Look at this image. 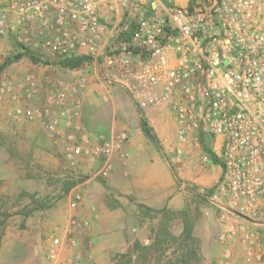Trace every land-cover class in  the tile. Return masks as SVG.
Wrapping results in <instances>:
<instances>
[{
    "label": "built area",
    "instance_id": "1",
    "mask_svg": "<svg viewBox=\"0 0 264 264\" xmlns=\"http://www.w3.org/2000/svg\"><path fill=\"white\" fill-rule=\"evenodd\" d=\"M104 8L116 20L106 38ZM0 37L21 53L44 54L59 66L90 60L139 112L169 106L179 144L188 137L219 138L222 172L215 191L194 193L226 211L232 222L218 238L226 245L220 264H264V238L256 229L264 228V0H191L186 6L178 0H0ZM40 67L49 71L51 61ZM0 77V101L5 95L41 101L36 110L15 107L10 115L37 118L51 141L63 144L68 166L82 156L102 157L95 177L106 179L112 155L126 158L124 132L99 136L93 146L72 135L80 130L86 75L69 83L45 76L42 100L31 75L19 82ZM79 200L72 190L68 208L74 210ZM70 226L87 228L89 222L73 220ZM65 240L76 246L70 233ZM49 241L46 259L57 262L63 244Z\"/></svg>",
    "mask_w": 264,
    "mask_h": 264
},
{
    "label": "rangeland",
    "instance_id": "2",
    "mask_svg": "<svg viewBox=\"0 0 264 264\" xmlns=\"http://www.w3.org/2000/svg\"><path fill=\"white\" fill-rule=\"evenodd\" d=\"M47 60L52 65L49 71L40 67ZM77 74L86 75L87 85L95 75L92 95L99 116L95 119L98 124L89 128L82 111L86 86L80 130H72L75 140L79 143L86 137L93 146L99 143V136L110 138L124 132L127 156L112 155L113 170L106 179L95 177L102 157L82 156L76 165L68 166L63 144L51 141L37 118L25 121L10 115L15 107L36 110L41 101L5 95L0 101V240L6 244L0 264H220L226 245L218 238L232 222L226 211L194 193L202 190L211 196L218 183L217 163L209 152L216 158L219 149L209 142L211 138L200 137L195 142L188 137L179 144L176 123L171 125L175 114L169 106L139 112L127 92L105 80L90 60L72 69L59 66L44 54L21 53L11 39L0 37V76L19 82L31 75L39 84L37 97L41 100L44 90L40 82L45 76L55 75L56 80L69 83ZM161 114L164 119L158 118ZM142 123L149 133L143 131ZM204 156L209 159L206 163ZM157 161L166 170V177L159 174L157 183L172 186L173 193L162 209L152 210L148 217L138 191L146 167L154 169ZM72 190L80 195L74 210L68 208ZM176 195L173 203L179 209H167L166 204ZM73 220H87L89 226L71 227ZM256 229L264 238V228ZM67 233L75 239V247L66 245ZM51 238H59L63 244L57 262L45 256ZM139 238L146 242L140 250ZM157 239L159 245L152 246ZM18 241L29 245L32 255H26Z\"/></svg>",
    "mask_w": 264,
    "mask_h": 264
},
{
    "label": "crops",
    "instance_id": "3",
    "mask_svg": "<svg viewBox=\"0 0 264 264\" xmlns=\"http://www.w3.org/2000/svg\"><path fill=\"white\" fill-rule=\"evenodd\" d=\"M191 0H178V4L180 6H186ZM101 13V23L105 26L106 32H105V38L110 36V32H111V28L112 25L116 22V20L113 17L109 16V13L107 11V9H101L100 11ZM114 19V20H113ZM57 74V72L55 73ZM41 77H43V75H40ZM55 75L49 76L50 79L52 81H55L57 78L54 77ZM95 75L93 77H91L89 79L88 85H87V89L85 91V95H84V102H83V113H84V119H86V121H88L87 126L89 128L94 127L95 123L98 124V122H96V116H99V112H98V107L96 104V100L94 98V96L92 95L93 91H94V87H96L95 84ZM110 122L112 120V117H110ZM160 119H164L165 116L163 114L159 115ZM174 120L172 119L171 125L172 127L174 126ZM112 123V122H111ZM100 125V124H99ZM112 127V126H110ZM113 128H110V130H112ZM209 142L212 143L213 147H217L219 149L220 144H221V140L219 138L217 139H209ZM155 170L158 171L155 172L154 169H152V167H146V174L145 177L141 180V187L139 186V191H138V199L140 201V203L142 204V208H143V212L144 215L146 216H150L152 213V210H158V209H162L165 206V201L167 198H169L172 193H173V187L170 185H167L166 187H159L158 183H157V178L159 174H162L166 177V170L165 167L163 165L160 164V161H157V165L156 167H153ZM217 168V172L219 174V178L218 181L220 179L221 176V172H222V168L221 166L217 163L216 165ZM150 170V171H149ZM148 171V172H147ZM176 196H174L173 198H171L169 200V202L166 204V208L169 210H173L174 208H178L179 209V205H177V207H174V198H176ZM176 202V201H175ZM8 239H5L6 242ZM19 243H17L18 246H23L25 247V254L32 255V249L29 247V245H24L22 242L18 241ZM138 245V249L140 250V248L143 246H145L144 243L141 242V238L138 239L137 241ZM158 239L156 240V242L152 243V246L156 247L157 245H159L158 243ZM6 243H4V239L0 240V254H2L3 252V247ZM22 247V248H23Z\"/></svg>",
    "mask_w": 264,
    "mask_h": 264
},
{
    "label": "trees",
    "instance_id": "4",
    "mask_svg": "<svg viewBox=\"0 0 264 264\" xmlns=\"http://www.w3.org/2000/svg\"><path fill=\"white\" fill-rule=\"evenodd\" d=\"M84 60H85L84 58L65 60L61 64L63 67H67V68L72 69V68H76V67L80 66L81 63L84 62ZM33 62H35V60H33ZM142 129H143V131L149 133V129L147 128L145 123H142ZM209 155L211 156L212 160L215 163H218V161L216 160V158L214 157V155L212 153L209 152Z\"/></svg>",
    "mask_w": 264,
    "mask_h": 264
}]
</instances>
